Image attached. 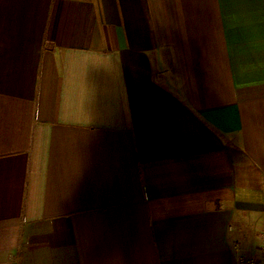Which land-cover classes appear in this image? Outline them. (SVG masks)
<instances>
[{
	"label": "crops",
	"instance_id": "crops-1",
	"mask_svg": "<svg viewBox=\"0 0 264 264\" xmlns=\"http://www.w3.org/2000/svg\"><path fill=\"white\" fill-rule=\"evenodd\" d=\"M264 255V0H0V264Z\"/></svg>",
	"mask_w": 264,
	"mask_h": 264
},
{
	"label": "built area",
	"instance_id": "built-area-1",
	"mask_svg": "<svg viewBox=\"0 0 264 264\" xmlns=\"http://www.w3.org/2000/svg\"><path fill=\"white\" fill-rule=\"evenodd\" d=\"M238 264H264V255L262 259L241 255L238 259Z\"/></svg>",
	"mask_w": 264,
	"mask_h": 264
}]
</instances>
